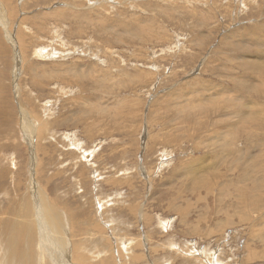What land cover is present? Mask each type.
Masks as SVG:
<instances>
[{"label":"rangeland","instance_id":"374dc122","mask_svg":"<svg viewBox=\"0 0 264 264\" xmlns=\"http://www.w3.org/2000/svg\"><path fill=\"white\" fill-rule=\"evenodd\" d=\"M44 263L264 264V0H0V264Z\"/></svg>","mask_w":264,"mask_h":264},{"label":"bare ground","instance_id":"6f19581e","mask_svg":"<svg viewBox=\"0 0 264 264\" xmlns=\"http://www.w3.org/2000/svg\"><path fill=\"white\" fill-rule=\"evenodd\" d=\"M190 1V0H189ZM58 8H60V7H58ZM44 9V8H43ZM62 9V8H61ZM58 10V9H57ZM60 10V9H59ZM100 10V9H99ZM56 12H58V11H56ZM81 12V11H80ZM144 12V11H143ZM152 12V11H151ZM55 13V12H54ZM79 13V12H78ZM78 13H76V14H78ZM82 13H84V12H82ZM82 13H81V15H82ZM80 14V13H79ZM97 14V13H96ZM126 15V14H125ZM57 17V16H56ZM95 20V19H94ZM102 22V21H101ZM141 23V22H140ZM45 27H47V26H45ZM32 30V29H31ZM120 30V29H119ZM142 30V29H141ZM167 30V29H166ZM10 36V35H9ZM24 41V40H23ZM123 41V40H122ZM66 44V43H65ZM178 45V44H177ZM27 55V54H26ZM28 56V55H27ZM54 57V56H53ZM25 63V62H24ZM69 68V67H68ZM133 82V81H132ZM116 87V86H115ZM114 94V93H113ZM42 115V114H41ZM39 131V130H38ZM45 134V133H44ZM26 136V135H25ZM27 138V137H26ZM37 196V195H36ZM35 198H37V197H35ZM40 200V199H39ZM32 202V201H31ZM41 202V201H40ZM30 203V202H29ZM42 204V203H41ZM29 205V204H28ZM31 205V204H30ZM28 207V206H27ZM34 207V206H33ZM34 209V208H33ZM42 209V208H41ZM40 210V209H39ZM11 215V214H10ZM43 216V215H42ZM14 217V216H13ZM22 219H24V218H22ZM38 222H40V221H38ZM41 223V222H40ZM16 233V232H15ZM17 233H18V231H17ZM49 233V232H48ZM21 234V233H20ZM31 235H32V233H31ZM33 237V236H32ZM52 239V238H51ZM25 240V239H24ZM49 241H50V239H49ZM48 241V242H49ZM20 242V241H19ZM38 242V241H37ZM42 242V241H41ZM40 243V242H39ZM57 244H58V242H56ZM22 244V243H21ZM34 244V243H33ZM32 244V245H33ZM43 244V243H42ZM35 245V244H34ZM34 245H33V247H34ZM44 246H45V244H44ZM21 247V246H20ZM52 247V246H51ZM51 247H49V248H51ZM16 248V247H15ZM48 248V247H47ZM46 248V249H47ZM53 248H54V246H53ZM12 249H13V247H12ZM18 249V248H17ZM16 249V250H17ZM23 249V248H22ZM58 249V248H57ZM15 250V249H14ZM49 250V249H48ZM56 250V249H55ZM59 250H61V249H58L57 251H59ZM18 251H21V248H20V250H18ZM46 251V250H45ZM52 251H54L52 248H51V252ZM56 251V252H57ZM125 251V250H124ZM16 252V251H15ZM44 252V251H43ZM55 252V253H56ZM13 253V252H12ZM42 253V252H41ZM45 253H47V252H45ZM57 254V253H56ZM98 254H100V253H98ZM98 254H96V256H98ZM47 255V254H46ZM50 255V254H49ZM53 255L55 256V254L53 253ZM53 255H51L52 257H53ZM57 255H61L60 254V252H59V254H57ZM63 256V255H62ZM61 256V257H62ZM48 257V256H47ZM52 257H50V258H52ZM60 257V256H59ZM63 257H65V255L63 256ZM136 257V256H135ZM24 258H26V257H24ZM35 258V257H34ZM66 258V260H67V257H65ZM41 259V258H40ZM39 259V260H40ZM54 259V258H53ZM29 260V259H28ZM45 260V259H44ZM59 260H61L60 258H59ZM33 261H34V259H33ZM20 262V261H19ZM15 263V262H14ZM44 264H46V263H44ZM60 264V263H59Z\"/></svg>","mask_w":264,"mask_h":264}]
</instances>
